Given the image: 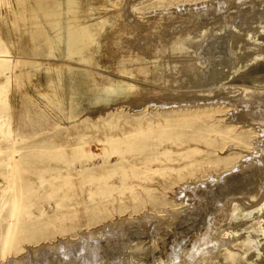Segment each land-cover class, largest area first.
Listing matches in <instances>:
<instances>
[{
	"label": "rangeland",
	"instance_id": "obj_1",
	"mask_svg": "<svg viewBox=\"0 0 264 264\" xmlns=\"http://www.w3.org/2000/svg\"><path fill=\"white\" fill-rule=\"evenodd\" d=\"M103 3L100 14H116L121 31L147 21L164 28L169 19L182 34L169 37L170 45L195 34L199 45L190 51L203 68L202 83L177 72L178 62L177 71L156 73L162 82L112 75L69 56L53 39L36 46L38 39L28 33L33 25L7 21L3 6L0 264H82L67 263L62 251L77 252L85 240L105 248L111 234L128 264H191L221 240L226 243L203 255L206 264H264V31L258 29L264 0ZM131 33H124L127 39ZM75 70L77 75L67 74ZM84 72L133 81L146 96L139 101L93 93L95 103L76 111L70 97ZM223 180L231 186L228 193H221ZM203 197L211 201L203 211L208 214L193 215ZM160 238L168 240L166 252ZM104 258L102 264H120Z\"/></svg>",
	"mask_w": 264,
	"mask_h": 264
},
{
	"label": "bare ground",
	"instance_id": "obj_2",
	"mask_svg": "<svg viewBox=\"0 0 264 264\" xmlns=\"http://www.w3.org/2000/svg\"><path fill=\"white\" fill-rule=\"evenodd\" d=\"M1 2H2V7H0V11H1V8H3V6L6 8V11H4V12H6V15H7L6 20L7 21H9L11 23H17L19 21H25L28 24L33 25V27L28 31V33L30 32L32 34L33 39H35V38L38 39V42L33 41L36 46H39V45L43 46L44 44L47 45V44H49L48 40L53 39L56 41L58 49L60 48L64 51H66L69 56L75 57L78 61H81V62L87 63V64H95L101 68L108 69L109 73L112 75L129 76V77H134V78L138 77V79L141 77L142 79H146V80H149V79L155 77L156 80L162 81V80H160V78H158L156 76V73L159 72V70H165L166 71V69L168 67L169 68L167 70L172 72V70L174 71V69L175 70L177 69L176 68L177 67L176 62H178V63H180V65H179L180 67H178L179 68L178 71L176 70L177 72H181L182 75L194 77V81L199 79L198 81L201 82V80H200L201 76L200 75H201V71H202L201 69H203V68L197 66V60L196 59H198V57L196 59L194 57H191L192 52L190 51L194 47H196V46L198 47V45H199L197 43V40H195V39H197V38H195L196 35L194 34L195 37L193 36L194 38L191 37V39L190 38L185 39L184 37H180V40L178 41L179 43L176 44L175 42H173L172 45H170V43H168L167 40L169 39V37H172L173 35L175 36V34L177 32L174 30L176 28L174 26V24L176 25V22H174L173 26H171L173 21H168L169 19L167 20V25L165 23L166 26L164 28L162 27L163 26L162 24H161L162 26L161 25L156 26L157 25L156 21H155L156 25L153 22H151V23L149 22L147 24V22H148L147 21V22H145V24L143 23L142 25H140V23H137V22L132 23V25L130 27H125L126 26L125 25L124 27L126 29L123 28L125 31H121V29L118 26L116 28V26L114 25L115 24L114 20H116L115 19L116 14L115 15L111 14V13H109L110 11L107 13H105L106 11L103 12L104 13L103 15L100 14V12H99L100 6H104L103 0L98 2V3L97 2L93 3L92 0L91 1L90 0H1ZM106 4L107 3H105V5ZM109 5L112 6V5H119V4L114 3V2H110ZM121 7H123V5ZM217 9L218 8H216V10ZM114 10H116V9H114ZM114 10H111V11H114ZM207 12H208V10H207ZM262 13H264V12H262ZM98 15H101L100 18L97 17ZM117 15H120V14L118 13ZM129 18H130V16H129ZM246 20H248V19H246ZM160 22H162V21H160ZM168 22H170V23L172 22V23L168 24ZM222 23H226V22H222ZM177 25H178V23H177ZM184 25L185 24L183 23V26ZM160 26L163 28L162 30H159L158 27H160ZM183 26H181V28H183ZM172 27H174V28L172 29ZM187 27H189V25H187ZM118 28L120 29L119 33H117ZM211 28L213 30L214 27H211ZM259 28H260V31H262V30L264 31L263 25L262 26L258 25V29ZM115 29H117V30H115ZM188 31H190V30H188ZM211 31H210V34L213 33V32L211 33ZM51 32L53 34L52 36H51ZM127 32L129 34L131 33V35H133V37H131L130 39L128 37V39H127V35L124 34V33L127 34ZM192 32H193V30H192ZM251 32H252V29H251ZM28 33L26 31L25 38H26V41L28 40V42L30 43L32 39H30V36L28 35ZM109 33L114 34V35L109 36ZM115 33H116V35H115ZM194 33H195V31H194ZM129 34H128V36H129ZM207 34H208V32H207ZM176 35L180 36L182 34L179 33ZM113 36H115V37L113 38ZM118 36H119V38L121 37L120 40H122V38H125V39L123 41H118L117 40ZM179 36H177V37H179ZM108 37H111V38H108ZM208 37H209V35H208ZM198 38L200 39L199 41L203 40V38L199 37V35H198ZM0 39H1V37H0ZM173 39H171V40H173ZM204 39H205V37H204ZM175 40L177 41V39H175ZM1 41H2V39L0 40V43H2ZM202 42H204V41H202ZM125 44H127V46ZM129 47L130 48H133V47L138 48L137 49L138 52L134 51L132 49H128ZM1 48L3 49L4 45L1 46ZM261 49H263V48H261ZM140 51L141 52L146 51V54L149 56H145V54L139 53ZM94 53L95 54L102 53L103 56L97 57V58L96 57L92 58V55ZM105 53L108 54V56H106ZM156 53H158V60H156L157 63L156 62L153 63L151 60L150 61L152 63L151 62L147 63L148 59H151L152 57L156 56ZM161 59L166 61V62H164V61L161 62ZM204 61H206V60H204ZM204 61H202V62L204 63ZM240 61H241V59H240ZM233 63H235V62H233ZM205 67H207V66L205 65ZM38 69L39 68H37L35 70V72ZM72 71L68 72L67 74L70 76L77 75L76 70L74 72H72ZM234 73H235V71H234ZM167 74L168 73L166 72L165 75H167ZM204 74L207 77L208 74H206V73H204ZM182 75L180 77H182ZM165 77H168V76H165ZM185 77L186 76H184V78H182L183 82H184V79L186 81ZM202 77L204 78L203 75H202ZM162 79H164V78H162ZM75 80H76V85L73 87L72 94L70 97V102H71V106L73 108H75L76 111L78 109L84 108L88 105H93V103H95V99H92V97H91L93 93H108V94H113V95H121V96H123V97H121L122 99H132L133 100V98H136L139 101H141L142 98L144 96H146V93L143 90H141L142 88H139L140 85L137 86L134 84L133 81L127 82L121 78L119 79V77L111 76L109 78H100V77H95V75H93L91 72H84L81 74L80 80H77V79H75ZM158 81H156V82H158ZM170 82L168 84H170ZM172 84L173 83L171 82V85ZM177 84H181V83L178 82ZM179 87H182V86L180 85ZM184 87H185V83H184ZM230 87H232V86H230ZM155 90H157V89H155ZM155 90H154V93H155ZM148 92L150 93V90ZM158 92H159V88H158ZM151 93L153 94V90ZM148 96H150V95H148ZM138 97H140V98H138ZM253 98H254V96H253ZM252 162H253V159H252ZM260 167L261 166H259V168ZM245 168H246V166H245ZM261 168L263 169V167H261ZM240 170H242V169H240ZM260 171H261V169H260ZM263 172H264V170H263ZM245 173L248 174V172H245ZM249 174H250V172H249ZM251 175H252V173H251ZM221 184H222L221 186H223L221 193L227 192L228 187H231V186H229L230 184L228 181L223 180ZM232 184H233V180H232ZM234 188H236V187H234ZM234 188H232V189H234ZM217 190H219V189H217ZM213 191H216V190H213ZM209 193L207 196L212 195ZM227 193H225V194L228 195ZM216 195H217V193H216ZM212 199H213V197L211 198V200ZM216 199H215V201H216ZM222 199H223V197H222ZM220 200H221V198H219V201ZM198 201H199V206L197 205V208L195 209L193 215L200 217L201 215L203 216V213H205V212H207V214H208V212H209L208 208L206 209L208 211L203 212L205 210L206 204L209 201L208 197L199 198ZM209 202H211V201H209ZM165 233H167V232H165ZM114 236H116V235L111 234L109 236V240H108V243H107L105 248L100 246L99 243H96L92 240H85L82 245H79L80 247L78 248L79 250H77V252H75L76 249L74 250V248L72 249L71 247H68V248H65L64 251H62L61 255L65 257L64 261H66V262L67 261H69V262L70 261H74V262L79 261V262H82V264H102L103 263L102 259L104 257L108 256V257H111L113 260L114 259H120V261H119L120 264H121V262H122V264H128V263H126V261L121 259V256H120V254L122 255V252H120L121 246L118 245V242L115 240L116 242L112 241V243H111V238H113ZM167 236H168V234H167ZM161 237H162V239L164 238L163 236H161ZM222 243H226V242L221 240V244ZM210 244H212V243H210ZM221 244H219L217 246H211L210 248L206 247V250L211 251V252L216 251L220 247ZM167 246H168V240L167 239H164V241L162 240V248L165 252L167 250ZM206 252L203 251L201 254L195 255L192 259V263L191 262L190 263L191 264H206L205 260L203 259V255H205ZM42 254L44 255V253H42ZM42 254H40V255H42ZM52 254H55V252H52ZM206 254H208V253H206ZM43 258H45V257H43ZM46 258L49 260L51 259L48 257H46ZM54 259H57V257H54ZM36 261H38V259H36ZM57 261L60 262V260H57ZM26 262L30 264V262H28V261H26ZM33 262L35 263V261H33ZM51 262L52 261H49L50 264H51ZM34 263H32V264H34ZM40 263L41 262H39V264ZM45 263H46V261H45ZM109 263H111V262H109ZM36 264H38V263H36ZM104 264H105V262H104Z\"/></svg>",
	"mask_w": 264,
	"mask_h": 264
}]
</instances>
